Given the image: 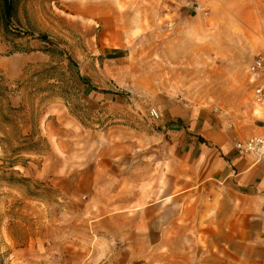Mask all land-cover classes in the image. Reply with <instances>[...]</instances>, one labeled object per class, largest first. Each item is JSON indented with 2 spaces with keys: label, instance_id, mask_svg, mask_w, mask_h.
I'll use <instances>...</instances> for the list:
<instances>
[{
  "label": "crops",
  "instance_id": "obj_1",
  "mask_svg": "<svg viewBox=\"0 0 264 264\" xmlns=\"http://www.w3.org/2000/svg\"><path fill=\"white\" fill-rule=\"evenodd\" d=\"M251 1L176 0V20L169 21L176 22V36L165 43L176 49V78L159 81L149 62L138 64V55L154 53L152 21H145L153 0L98 1L130 8V21L94 35L95 44L86 38L78 52L96 57L92 72L85 64L80 70L79 95L93 119L128 89L130 108L135 104L147 125L134 126L126 110L114 114L124 123L97 130L57 99L46 106L57 122L50 149L61 152L57 182L66 220L60 227L68 234L59 240L60 264H264V161L234 148L264 134V100H252L256 83L247 71L257 55L250 39L257 22L245 26L240 16ZM201 7L204 18L193 13ZM8 49L0 42L6 74L47 59ZM97 73L105 76L97 77L102 86ZM150 108L158 119L149 120ZM21 133L29 135L28 128ZM28 259L53 264L36 253Z\"/></svg>",
  "mask_w": 264,
  "mask_h": 264
},
{
  "label": "rangeland",
  "instance_id": "obj_2",
  "mask_svg": "<svg viewBox=\"0 0 264 264\" xmlns=\"http://www.w3.org/2000/svg\"><path fill=\"white\" fill-rule=\"evenodd\" d=\"M98 1L10 0L14 12L7 23L0 8V42L8 43V51L43 53L47 58L43 62L29 63L19 75L0 71V264H28L29 254L35 253L50 258L53 264H60L64 257L65 247L59 240L68 232L60 227L66 214L62 211L63 200L57 182L61 177L57 166L61 152L50 149L53 138L49 132L57 123L46 113L51 101L57 99L72 115L81 116L80 121L86 127L95 123L92 127L97 130L124 123L115 120L114 114L126 110H132L137 122L134 126L147 125L142 111L135 104L130 108L128 89L118 91V102H111L113 107L102 106L93 119L92 108H88L79 95L80 70L85 64L92 72L96 57L78 52L86 47V38L91 36L95 44L94 35H108L115 32L118 24L125 27L130 21V8L101 6ZM240 9L245 26L251 19L257 22L250 39L256 54L264 57V0L251 1ZM117 10L120 11L118 20ZM193 13L204 18L207 10L201 7ZM103 14L107 16L106 25L102 21ZM146 17V22L152 21L148 31L154 32L148 46L154 53L138 55L142 59L138 64L143 67V63L149 62L158 81L176 78V49L165 44L176 36V22H169L172 18L176 20V0H153ZM14 25L24 33L13 31ZM94 77L95 84L102 86L97 77L105 76L97 73ZM82 111L85 118L79 114ZM136 111L141 113V118ZM149 120L152 119L149 117ZM26 127L29 135L24 136L21 131Z\"/></svg>",
  "mask_w": 264,
  "mask_h": 264
},
{
  "label": "built area",
  "instance_id": "obj_3",
  "mask_svg": "<svg viewBox=\"0 0 264 264\" xmlns=\"http://www.w3.org/2000/svg\"><path fill=\"white\" fill-rule=\"evenodd\" d=\"M13 31L23 34L24 31L19 26H13ZM250 80L254 84V101L262 102L264 99V57L254 56L247 67ZM149 117L153 120L158 119L160 114L155 108L149 109ZM234 148L242 154L252 155L256 161H264V134L250 136L244 140L235 142Z\"/></svg>",
  "mask_w": 264,
  "mask_h": 264
},
{
  "label": "trees",
  "instance_id": "obj_4",
  "mask_svg": "<svg viewBox=\"0 0 264 264\" xmlns=\"http://www.w3.org/2000/svg\"><path fill=\"white\" fill-rule=\"evenodd\" d=\"M0 3L2 17L5 23H7L14 12L13 4L10 2V0H0Z\"/></svg>",
  "mask_w": 264,
  "mask_h": 264
}]
</instances>
